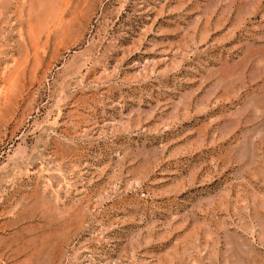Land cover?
Instances as JSON below:
<instances>
[{"label": "rangeland", "instance_id": "1", "mask_svg": "<svg viewBox=\"0 0 264 264\" xmlns=\"http://www.w3.org/2000/svg\"><path fill=\"white\" fill-rule=\"evenodd\" d=\"M0 264H264V0H0Z\"/></svg>", "mask_w": 264, "mask_h": 264}]
</instances>
